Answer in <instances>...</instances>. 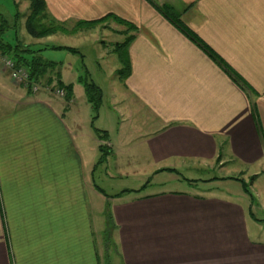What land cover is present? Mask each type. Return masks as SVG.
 <instances>
[{
    "label": "crops",
    "instance_id": "crops-1",
    "mask_svg": "<svg viewBox=\"0 0 264 264\" xmlns=\"http://www.w3.org/2000/svg\"><path fill=\"white\" fill-rule=\"evenodd\" d=\"M43 2L46 20L66 31L106 16L134 28L122 90L150 124L124 165L150 179L146 188L166 174L187 182L178 174L183 168L237 175L213 179L239 184L240 193L210 182L198 192L119 198L111 243L122 264H264V0ZM164 5L204 49L159 12ZM5 30L0 39L8 45ZM42 89L15 85L0 63V264H104L111 246L91 219L86 164L102 142L108 157L115 153L82 127L71 94L57 99ZM227 178L249 184L253 203Z\"/></svg>",
    "mask_w": 264,
    "mask_h": 264
},
{
    "label": "rangeland",
    "instance_id": "rangeland-1",
    "mask_svg": "<svg viewBox=\"0 0 264 264\" xmlns=\"http://www.w3.org/2000/svg\"><path fill=\"white\" fill-rule=\"evenodd\" d=\"M15 2L17 5H15ZM27 7L28 2L26 0H0V13L7 17L6 26L9 27L4 33L5 41L9 44L12 43L13 46L18 42L24 46H29L33 52L35 50L39 51L35 53V56L37 55L45 63L53 64L48 67L45 76V84L50 85L51 89L48 93L53 96L54 91H65V87L70 86L71 97L78 104L79 113L77 117L82 127L92 132L91 135H94L96 139L95 130L101 133L105 132L107 141L111 143L110 145H112V150L115 153L114 158L108 157V155L104 161L99 163L100 153L97 151L94 157L87 159L86 164V176L93 191L89 196L90 215L94 221L95 229L99 230L102 238L105 236L111 245L114 244L115 231L118 230L115 228L114 206L121 203L118 201L121 200L119 199L121 197L129 199L135 198L140 193L144 195L170 190L198 192L199 189L204 188L210 182L214 183L211 185L215 190L241 192L240 185L235 182H228V184L214 182L217 179L213 178L237 176L226 168H216L210 171L199 167L197 169L183 168L178 171V174L189 183L182 180L176 182L178 175L168 174L171 175L169 177L166 174L152 179V185L146 188L150 183V179L146 181L142 173L137 168H133V165L127 168L124 165L128 162L127 158L129 159L130 156L135 155V152H139L133 145L140 141L142 131L140 129L150 124L146 120L149 117L144 113L141 106L123 92L122 79L117 74L121 66L118 58L119 54L115 52L114 46L125 40L126 24L123 26L113 20H107V25H115L116 32L110 31L108 28L103 29L99 26L100 24L93 27L86 26L81 27V30L75 33H69L70 37L64 36L63 33H57L54 37L45 38L40 45H35V42L32 45L30 43L35 39L26 33L23 25V17L27 13ZM17 11L20 14L18 20L15 19ZM42 23L48 26L50 24L45 19ZM13 27H16V29ZM50 43L55 45L49 47L48 44ZM53 46H67L74 48L76 52L52 50L51 47ZM68 64H71V66L68 67ZM47 79L49 80L47 81ZM43 82L45 81L37 83L40 91L43 90ZM86 83L88 85L93 84L100 92L101 102L97 114L95 111L93 112L92 105L88 102ZM57 99L60 98L57 97ZM127 133H130V136ZM124 135L127 139H123ZM84 142L89 144L87 139ZM105 144L104 142L101 143V145ZM92 170L93 175L91 176L88 172ZM159 182H162V185ZM142 184L145 188L141 187ZM189 185L195 188L197 186V189H192ZM125 191L130 192L125 193ZM123 192L124 194L116 197ZM233 196L236 197L237 194L233 193ZM126 201L128 200H122V202ZM103 239L105 240V238ZM112 248L111 246L108 251V260L103 259L104 264H122L121 259ZM105 250L103 249V251Z\"/></svg>",
    "mask_w": 264,
    "mask_h": 264
},
{
    "label": "trees",
    "instance_id": "trees-1",
    "mask_svg": "<svg viewBox=\"0 0 264 264\" xmlns=\"http://www.w3.org/2000/svg\"><path fill=\"white\" fill-rule=\"evenodd\" d=\"M30 3V11L27 16V18L24 21V28L26 33L31 36L34 39H42V38H47L49 36H52L57 33H72V32H77L81 30V27H93L99 24H102L109 20L110 18L118 24L125 25L127 26V30L125 32V40L120 43L116 44L115 47V52L119 54V62L121 69L117 72V74L120 76V79L122 81L127 78L129 74V60H128V47L130 43L133 40V35L131 34L134 31V28L132 25H129L127 22L122 21L117 18H112L110 16L103 17L100 20L97 21H79L75 23L74 27L71 29V31H66L63 27H61L59 24H57L54 21H49L50 24L44 25L42 22L45 18V4L43 0H29ZM159 12L169 21L171 22L181 33H183L187 38H189L192 42H194L196 45L199 47L203 48V45L199 43V41L191 34L185 26L181 23L180 17L178 13L170 6L164 5L163 7L160 8ZM6 28V21L0 16V37L3 34L4 30ZM124 33V32H123ZM121 34V33H120ZM0 46L3 49L4 54L12 59L15 63L16 66L24 68L27 71L28 74V79L29 82H34L38 83L40 81H45L43 82L44 84L46 83L45 76L46 72L48 70V67L53 65L52 63H45L43 60H41L37 55L35 56V53L39 51L33 52V50L30 49L29 46H24L20 42L16 43V45H4L0 39ZM52 50H64L69 53H75L76 50L74 48L66 47V46H53L51 47ZM210 57H213L212 55ZM50 79V78H49ZM47 79V81L49 80ZM86 87V96L88 99V102L92 105L93 112L97 114V110L100 105V92L96 88V86H93V84L88 85L87 83L85 84ZM30 91V87H28ZM65 92L66 96L70 95V86L65 87ZM70 98V97H69ZM97 139L102 140V141H107V134L105 132H100L95 130ZM98 151L100 153V158H99V163L104 161V159L111 154L110 149L106 145H100L98 146ZM169 171H174L171 169H168ZM229 180H236L242 184L244 192L249 195L251 198V203H253V198L251 193L249 192V187L248 184H246L242 179L238 178H227ZM144 186V185H143ZM144 188V187H143ZM99 191V189L97 188ZM130 192V191H125ZM139 192V190H138ZM123 193H120L116 197L121 196ZM264 222V221H260ZM105 238L106 242V249H109V240L108 238Z\"/></svg>",
    "mask_w": 264,
    "mask_h": 264
},
{
    "label": "built area",
    "instance_id": "built-area-1",
    "mask_svg": "<svg viewBox=\"0 0 264 264\" xmlns=\"http://www.w3.org/2000/svg\"><path fill=\"white\" fill-rule=\"evenodd\" d=\"M0 63L4 71L9 72L12 82L18 86L30 87V92H37L39 85L34 82H29L27 71L24 68L15 65L14 61L7 56H1ZM46 91L50 92L49 87H43ZM58 98H65L66 92L64 90H56L53 92Z\"/></svg>",
    "mask_w": 264,
    "mask_h": 264
}]
</instances>
